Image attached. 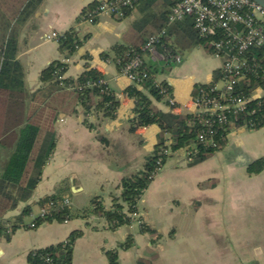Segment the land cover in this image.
<instances>
[{
	"label": "crops",
	"instance_id": "1",
	"mask_svg": "<svg viewBox=\"0 0 264 264\" xmlns=\"http://www.w3.org/2000/svg\"><path fill=\"white\" fill-rule=\"evenodd\" d=\"M94 1L100 0H43L19 29L17 58L28 94L42 86L41 72L60 60L68 64L65 76L71 78L79 76L86 65L97 69L119 101L116 118L95 123L94 130L84 124L80 109L75 115L60 114L55 123L56 148L27 203L31 206L63 190L74 209L87 207L93 197H100L110 208L111 196L121 193L118 186L122 179L142 170L145 158L157 144L160 129L156 125L129 131L134 101L126 95V89L132 81L112 61L101 58L109 53L111 59L113 46L123 43L135 16L121 21L115 16L104 17L95 24L80 22L82 10ZM72 28L81 40L88 37L66 57L58 42L45 40V36ZM183 54L181 63L173 60L168 64L158 53H146L143 62L156 65L160 71L157 83L165 81L177 103L189 106L194 86L209 84L222 62L202 48L188 51L186 59ZM155 104L163 112L186 115L190 111L171 109L168 102ZM98 135L108 140L107 145L98 141ZM6 151L0 148V167L7 158ZM183 154L170 153L140 198L139 213L131 225L112 231L104 219L92 216L88 220L43 224L36 229L21 227L9 241L0 237V264H27L31 250L62 242L76 230L82 235L75 242L72 264H109L107 252L130 234L134 246L118 251V264H136L138 258L152 255V264H264V171L248 172L255 160L264 157V127L232 130L226 144L200 164L190 166L183 161ZM25 205L8 212L5 218L19 215ZM138 219L160 234L154 245L149 234L140 232Z\"/></svg>",
	"mask_w": 264,
	"mask_h": 264
},
{
	"label": "trees",
	"instance_id": "2",
	"mask_svg": "<svg viewBox=\"0 0 264 264\" xmlns=\"http://www.w3.org/2000/svg\"><path fill=\"white\" fill-rule=\"evenodd\" d=\"M180 0H138L133 8L124 9L122 16H115L118 21L134 15L124 36L123 43L112 48V57L104 53L101 58L112 61L119 72H124L126 65L135 57L142 59L139 67L132 70L136 80L126 89V95L133 99V116L129 119L131 133L137 129L156 125L157 144L153 152L145 158L142 170L125 177L118 188L119 196L112 195V205L106 208L100 197H93L89 205L81 210L65 204L63 190L39 199L36 204L44 210L43 214L32 221L34 229L43 224L65 223L75 219L88 220L90 217L104 219L108 229L116 231L129 226L133 217L139 213V200L152 182L151 176L157 168V161L162 158L163 165L171 154L191 152L193 156L190 166L200 164L220 150L227 141L228 134L244 125V118L249 122L261 116L257 112L251 116L239 114L231 117L228 124H214V140L217 148H213L199 140L198 134L204 129L197 115H178L163 112L156 102H168L172 88L164 81L157 83L159 69L154 64L143 62L147 53L144 46L150 38L156 37V52L170 64L177 56L195 48H202L208 54L213 53L208 39L199 36L194 27L193 18L187 16L182 20H169L172 9ZM43 0H0V148L7 150V158L0 167V237L6 240L18 228L29 229L23 221L31 215V205L27 204L38 184L44 168L51 160L57 143L55 123L60 114L75 115L82 110L84 124L94 130L95 123L116 118L119 101L114 91L107 85L104 75L97 69L86 65L85 70L76 78L65 76L68 64L64 61L51 62L40 74L42 86L33 94H28L24 86V70L18 61L19 29L39 9ZM100 1H94L82 10L87 15L97 10ZM75 28L60 35L57 42L59 50L66 57L73 55L84 43ZM261 54V53H259ZM213 82L219 80V70L214 71ZM264 72L258 71L257 76H250L243 83L244 90L249 92L257 86L264 87ZM209 84L195 85L192 96L208 91ZM261 102L264 111V98L254 100L250 104L256 106ZM171 108V107H170ZM172 109V108H171ZM264 125L260 122L249 130H258ZM103 145L108 140L98 135ZM167 150L168 153L159 154ZM264 171V157L255 160L248 168L250 174ZM26 204L20 214L6 219L8 212ZM140 232L149 234L154 245L160 234L148 224L138 219ZM31 223V224H32ZM173 232L170 233L172 236ZM82 235L81 230L73 231L66 240L44 248L29 252L27 264H72L73 249L76 240ZM134 246L130 234L123 243L114 250L108 251L109 264H118V251L128 250ZM155 255L150 258H138L136 264H152ZM248 264H260L252 261Z\"/></svg>",
	"mask_w": 264,
	"mask_h": 264
},
{
	"label": "built area",
	"instance_id": "3",
	"mask_svg": "<svg viewBox=\"0 0 264 264\" xmlns=\"http://www.w3.org/2000/svg\"><path fill=\"white\" fill-rule=\"evenodd\" d=\"M138 0H100L97 10L82 15L80 22L95 24L104 17L122 16L124 9L133 8ZM190 16L200 37L208 39L212 46V55L221 60L219 80L209 83L208 91L192 96L191 104L179 105L176 99L167 97L169 106L174 110L189 111L197 115L204 127L198 134L201 142L217 148L214 140V124H228L232 116L254 115L257 110L264 111L259 101L251 106L254 100L264 98V87L257 86L246 92L243 87L250 76H257L258 71L264 72V8L252 0H180L172 9L169 20L174 22ZM61 34L51 32L45 40L57 41ZM156 37H152L144 46V50L151 56L156 55ZM261 53V54H259ZM174 62L181 63L180 56ZM142 63L139 57L133 58L125 67L123 74L132 82L136 76L132 70ZM264 81V80H263ZM261 112V113H262ZM243 128H254L256 124L264 125L261 116L247 121L244 118ZM237 129V128H236ZM168 153L167 150L159 154ZM183 161L191 163L193 156L186 150ZM162 158L157 161V168L151 178H154L163 167ZM65 204L69 202L65 200ZM45 211L42 210L41 214ZM136 216V215H135ZM34 228V224H30Z\"/></svg>",
	"mask_w": 264,
	"mask_h": 264
},
{
	"label": "rangeland",
	"instance_id": "4",
	"mask_svg": "<svg viewBox=\"0 0 264 264\" xmlns=\"http://www.w3.org/2000/svg\"><path fill=\"white\" fill-rule=\"evenodd\" d=\"M188 52H185L184 54H183V56H184V58L186 59V58H188ZM7 152V151H6ZM31 208H32V213H31V215H28V216H25L24 218H23V221L25 222V223H31L32 221H33V219L35 218V217H37V216H39L40 214H41V208L37 205V204H33L32 206H31ZM137 230V229H136ZM263 233V232H262Z\"/></svg>",
	"mask_w": 264,
	"mask_h": 264
},
{
	"label": "water",
	"instance_id": "5",
	"mask_svg": "<svg viewBox=\"0 0 264 264\" xmlns=\"http://www.w3.org/2000/svg\"><path fill=\"white\" fill-rule=\"evenodd\" d=\"M254 2H256L258 5L262 6L264 8V0H252ZM187 150V148L185 149V151Z\"/></svg>",
	"mask_w": 264,
	"mask_h": 264
}]
</instances>
